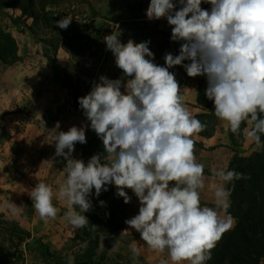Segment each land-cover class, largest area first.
<instances>
[{
	"label": "clouds",
	"instance_id": "1",
	"mask_svg": "<svg viewBox=\"0 0 264 264\" xmlns=\"http://www.w3.org/2000/svg\"><path fill=\"white\" fill-rule=\"evenodd\" d=\"M204 3L210 9L202 8ZM145 15L149 21H167L171 41L180 44L178 54L165 53L161 66L150 40L123 43L121 31L103 37L106 51L128 79L101 75L78 98L88 123L54 129L52 159L66 161L65 179L56 192L43 181L36 183L30 198L45 222L57 218L54 199L66 201L64 217L78 230L89 224L84 213L94 210L93 195L115 186L116 196L129 204L131 190L139 208L125 224L149 248L166 253L172 264H206L223 235L235 227L229 212L235 181L249 177L214 169L212 176L220 182L210 185L215 207L202 205L205 166L197 162L193 137L207 125L190 112L170 69L180 66L190 78L206 77L205 95L213 101L215 116L233 134L240 133L243 123L250 124L247 138L264 147V0H149ZM72 20L64 16L55 24L66 30ZM89 128L101 140L103 152L85 162L73 153L77 143H87ZM99 204L106 206L103 200ZM0 207L16 216L24 205L9 200ZM131 251L139 264V248L133 245ZM168 258L161 264H168ZM74 259L69 256L68 264Z\"/></svg>",
	"mask_w": 264,
	"mask_h": 264
},
{
	"label": "rangeland",
	"instance_id": "2",
	"mask_svg": "<svg viewBox=\"0 0 264 264\" xmlns=\"http://www.w3.org/2000/svg\"><path fill=\"white\" fill-rule=\"evenodd\" d=\"M148 4L149 0H31V2H24L26 9L32 8L41 14L34 21L23 14L19 8H0V26L13 36L17 53L20 52V55L17 54L16 61L9 64L0 62V75L7 73L24 76V82L15 83L13 79L10 80L11 94L17 90L23 92V89L27 92L46 89L53 93V97L56 96V100L50 106L52 110L49 108L48 112L44 111L41 116L37 115L43 122L37 123L42 126V130L41 138L36 136V143H38L36 149L43 148L44 153H48L45 149H53L56 125L58 123L61 125L62 119L68 120L69 128L73 125L80 127L88 123L79 108L78 98L91 90L93 81H98L101 75L122 81L128 79L122 70L116 67L111 51H106L103 37L110 35L112 31H121L120 40L123 43H127L130 38L137 43L150 40L149 47L155 54V62L161 66L165 64L163 59L165 53L178 54L180 44L171 41V28L167 21L147 19L145 12ZM210 7L207 3L202 4V8L210 9ZM29 12L30 10L26 13ZM135 13L138 18L132 17ZM64 16L73 18L66 30L60 29L55 24L56 20ZM46 20H48L47 24ZM24 44L29 47L30 53L27 52ZM24 56H28V69L27 66L24 69L21 66L10 68L11 65L19 63ZM170 71L176 73L181 85L182 79L187 76L185 70L176 66ZM38 77L47 81L46 85L44 84L45 87L32 81L33 78ZM25 108L24 104L22 106L16 104L12 109L23 112ZM3 115L0 113V139H9L14 135L15 129L13 125L4 123ZM56 120L57 122H54ZM34 129H36L35 126ZM31 132L35 131L31 129ZM93 135H96L95 132L89 128L86 131V137ZM77 146L78 144L75 149ZM73 155L77 158V154L73 153ZM45 161L57 164L58 167L66 163L61 157L56 158V162L53 160L51 162L48 158ZM5 167L3 163V168ZM56 172L53 171L50 176V185L59 187L65 179V173ZM3 181L5 182V178L0 177V185H3L0 205L12 200L16 205H24V207L21 214L15 217L7 214L5 212L7 209L3 207H0V212L18 223L22 229L30 233V236L28 238L14 236L10 231L11 225L0 218V264H68L69 256L74 257V252L78 247H82V244L77 237L79 231L74 230L70 225L67 231L53 227L55 221L57 224L62 222L58 219L64 214L65 208L57 207L59 212L55 220L49 219L45 222L40 219V224L34 223L32 228L30 223H32L31 213L34 208L31 198H27L26 201L21 199L23 196L21 178L12 172L6 184ZM101 195L91 197L93 211L99 214L102 207L99 204ZM91 212L84 214L88 215ZM124 216L127 218L128 214L125 213ZM121 236L119 232L100 235L95 260L99 257L102 259L100 258L98 264L120 263L126 259L135 264L133 258L127 256V248L122 244ZM112 240L116 243L113 244ZM43 246H46L54 256L44 255ZM112 248H115V251H112ZM138 260L141 264V260L139 258Z\"/></svg>",
	"mask_w": 264,
	"mask_h": 264
},
{
	"label": "crops",
	"instance_id": "3",
	"mask_svg": "<svg viewBox=\"0 0 264 264\" xmlns=\"http://www.w3.org/2000/svg\"><path fill=\"white\" fill-rule=\"evenodd\" d=\"M24 47L27 49V52L30 53L29 47L26 44H24ZM17 54L20 55V52L18 51ZM27 58L28 56H24L21 58L19 63L11 65L10 68L21 66L24 69L25 66H27L28 69L29 60H27ZM23 78L24 76L22 75H11L7 73H2L0 75V113L4 114V123L13 125L15 129L12 137L9 139H0V177L5 178V182H3L6 184V181L9 179V174H12V172L17 174L22 180L21 186L23 191H21V194L23 196L21 199L26 201L27 198H30L31 189L36 183L43 181L50 185V176L53 171H57L56 173H58V171L64 173L63 169L66 165L63 164L58 167L57 164L45 161L46 158H48L51 162L52 160L53 162H56V158L58 157L52 159L55 152V146L53 149H45L48 153H44L42 151L44 150L43 148L36 149V145L38 144L36 143V136L38 135V137L41 138L42 130V126L37 123L41 124L43 122L40 117H37V115L41 116L44 111L48 112V109L51 108V103L56 100V96L53 97V93L46 89L36 92H27V90L23 89V92L17 90L11 94V88L9 86L10 80L13 79V82L18 83L24 82ZM32 81L42 85L43 87H45L44 84L47 82L43 81L40 77L37 79L33 78ZM180 86L181 91L185 96V103L193 116L198 113H209L208 108L197 101L199 89L202 86H207L206 77L200 76L190 78L186 76L182 79ZM16 104L19 106H22V104L26 105L25 110L23 112L18 111L17 109L13 110L12 108H14ZM204 119L206 120V118ZM61 121L62 123L57 131H67L69 128L68 120L62 119ZM54 122H57V120ZM34 126L36 129H34ZM250 126V124L245 122L244 125L241 126L240 133L233 134L230 132L227 123L217 118L214 124V129L209 136H202L198 134L193 137L196 141L195 154L197 162L202 163L205 166L206 184L205 188L201 190L202 205L215 207L213 190L210 188V185L212 183L218 184L220 182L212 176V171L220 168L227 169L233 155L248 156L258 148V145L247 138V131L250 130ZM31 129L35 132L32 133ZM77 144L78 146L75 149L74 154H77V159H80V144ZM3 163L6 167H8V169L6 167L3 168ZM2 186L3 185H0V193L2 192ZM52 187L54 192L58 191L59 187L54 185ZM11 202L14 201L11 200ZM53 202L57 207L63 206L65 208L64 211H66L69 207L67 202L63 200L54 199ZM138 208V200L135 196H133L131 203L126 206L125 213L128 214V217L125 218V220L136 215L138 213ZM5 212L7 214L9 213L8 210ZM40 219L41 218L35 212V209H33V212L31 213L32 223H30V226L33 228L34 225L32 224H40ZM58 220L62 222L57 224L55 221L53 223V227H57L58 229L61 228V230L63 229L67 231L69 223L64 217V214H62ZM117 232L122 234L121 242L127 248V256L129 258L133 257L131 251V247L133 245L137 246L140 250L138 258L141 260V264H161L162 260L168 258L166 253L161 254L149 248V246L140 239L139 233L125 224V221L123 222L122 228ZM112 241L113 244L116 243L114 240ZM168 264H172L170 258H168ZM185 264H187V262H185Z\"/></svg>",
	"mask_w": 264,
	"mask_h": 264
},
{
	"label": "trees",
	"instance_id": "4",
	"mask_svg": "<svg viewBox=\"0 0 264 264\" xmlns=\"http://www.w3.org/2000/svg\"><path fill=\"white\" fill-rule=\"evenodd\" d=\"M27 1L31 2V0H0V8H19L23 14L28 15L34 21L41 14L38 10L26 9L24 2ZM28 10L30 12L26 13ZM132 17L138 18L137 13ZM48 20H46V24ZM17 59L15 39L0 26V62L9 64ZM206 88L207 86H202L199 89L197 101L208 108L209 113L194 115L195 118L207 125L206 129L199 133L202 136H209L212 133L217 120L213 101L208 100L205 95ZM243 125L244 123L241 126ZM262 141H264V137H262ZM79 152L80 159L87 162L93 154L103 152L102 142L97 135L90 136L87 138L86 144L79 145ZM227 170L243 173L249 179L235 181L229 209L231 215L236 219L235 227L223 235L222 240L213 250L212 259L206 264H264V147L258 146L248 156L233 155ZM227 187L231 188V184ZM127 191L133 198L134 194L131 190ZM115 193V186H110L109 190L101 195V200L106 202V206L101 207V213L92 211L86 215L89 219L88 226L78 229L77 237L80 239L82 247H78L74 252L76 264H98L100 258L102 259L99 257L98 260H95L100 235L115 233L122 228L127 204L124 203L122 197L116 196ZM5 217L7 216L0 212V218L11 225L10 231L14 236L20 238L30 236V233L22 229L18 223ZM43 247L44 255L54 256L46 246ZM114 264L133 263L126 259Z\"/></svg>",
	"mask_w": 264,
	"mask_h": 264
}]
</instances>
